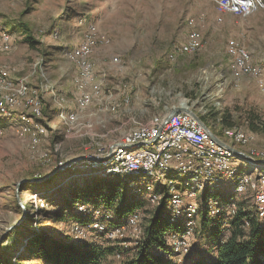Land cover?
<instances>
[{
  "label": "rangeland",
  "instance_id": "obj_1",
  "mask_svg": "<svg viewBox=\"0 0 264 264\" xmlns=\"http://www.w3.org/2000/svg\"><path fill=\"white\" fill-rule=\"evenodd\" d=\"M218 6L232 13L227 12L220 16ZM250 13L252 14L249 15ZM91 22L96 25L101 36L109 39L105 45L111 43L115 55L120 57H111L113 64L112 67L110 64L107 73L97 72L98 83H94L95 87L89 85L88 88L99 87L102 92L95 95L89 105L103 94L109 95L110 92L117 91L108 88L110 83L130 80L124 74L127 70L124 68L127 66L124 62L126 55L131 51L140 52L145 56L141 66L144 67L148 80L149 101H159V98L165 100L168 97L175 98L177 102L186 99L189 105L195 103V109L201 113L204 110L219 111L216 116L220 117L222 122L223 113H228L235 123L226 125L229 127L227 135L240 131L247 140L239 144V149L250 155H253L251 151L257 152L262 157H253L264 159V75H243L239 79L235 78L232 75V61L226 50L228 39L236 38L248 48L254 61L264 66V0H0V32L11 36L9 49H4L0 44V68L7 70L12 77L24 78L31 86L40 88V94L50 93L54 107V112L50 111L46 121H43L45 129L39 134V142L35 147L30 132L19 119L23 107L13 110L10 114L0 115V237L8 226L23 215V209L17 201V182L20 179L31 177L32 174H36V177L42 176L58 167L59 161L65 163L78 154L103 155L108 151L109 145L104 140L108 133H93L89 131L92 123L82 120V114L89 105L85 108H79L77 105L76 109L67 110L65 97L64 102L58 104L53 93L62 95L57 88L59 84L65 85L73 80V67L66 54L83 40ZM192 29H198L204 34L202 46L194 53H183L178 47ZM131 70L136 72L135 67ZM128 87H123L120 93V99L122 93H129V101L123 102L126 105L130 104L132 92H135L133 89L131 92ZM112 105H116V108L112 109ZM120 105L119 100H113L107 108L116 112ZM60 110H64L70 120L76 123L71 132L64 131V138L78 132V128L88 129L86 132L80 131V134L89 137L83 146L67 144L59 137L50 136L45 139L54 114L60 120ZM159 115L146 121L133 120V126L114 142L124 141L139 123L156 120ZM250 115L254 117L255 129L250 128ZM40 117L33 120H40ZM46 122L49 123L48 126ZM60 122L62 123L61 120ZM62 125L65 128L63 123ZM49 130L51 131V128ZM82 149L84 152H81ZM102 162L104 161H80L52 177L51 182L47 180L21 184L19 195L27 209L24 221L29 225L22 234L15 235V242L7 240L14 228L0 242L3 246L11 245L3 252V257L14 261L16 255L26 253V240L34 229L56 225L54 219L45 218L41 209L56 211L59 208L55 207L58 202L70 199L75 189L82 190L94 180L92 178L112 176L103 173ZM249 162L251 161L240 157H233L232 160L234 165H238L240 173H250L251 180L246 191L239 195V204L244 211L255 214L256 189L262 180L259 175L264 174V164H257L262 165L258 167ZM120 178L124 179L130 192L144 201L138 208L143 215L139 225L142 231L128 229L116 239L108 238L103 233L92 232L89 226L96 218L102 219L103 215L107 214L113 219V213L103 204L78 203L86 205V210L81 213L92 216L90 223L79 225L71 219L64 220L51 232L59 236L60 231L68 230L74 235L77 234L76 225L84 227L85 234L82 237L87 242L122 247L120 257L114 252L104 260L105 264H122L123 259L133 254L154 206L144 198L146 177L132 180L134 184L137 182L136 185H131L132 181L125 176ZM223 181L224 185L220 188L213 186L215 196H225L226 192L233 190L235 178ZM165 208L168 211V203ZM98 209L99 212L95 211ZM257 216L261 217L259 213ZM221 218L201 214L197 230L190 240V248L188 251L174 250L173 261L185 264L187 253H193L191 257H214L213 246L216 240H222L231 233L228 220L217 224ZM42 221L44 223H41ZM106 223L109 228L115 225L112 222L109 225L108 221ZM181 228L183 224L176 235L181 233ZM63 237L61 235L60 239ZM168 243L175 249L172 242ZM32 260L38 261L39 258L33 257Z\"/></svg>",
  "mask_w": 264,
  "mask_h": 264
},
{
  "label": "bare ground",
  "instance_id": "obj_2",
  "mask_svg": "<svg viewBox=\"0 0 264 264\" xmlns=\"http://www.w3.org/2000/svg\"><path fill=\"white\" fill-rule=\"evenodd\" d=\"M0 38L2 42L0 44H2L3 48L9 49L11 36L4 32H0ZM108 42L109 39L101 36L96 25L91 22L88 25L83 40L68 51L67 57L70 61L74 62L78 68V72L74 75L73 80L77 88L81 90L80 96L78 97L79 108H85L93 100V97L101 92L99 87H96L92 91L91 89H87L86 86L92 85V83L97 80V77L99 78V74L96 72L92 62V55L95 49L99 45ZM202 43V32L198 29H192L189 31L185 40L180 43L178 49L183 53H194L201 48ZM226 46L227 53L230 55L232 61V75L235 78L239 79L243 75L253 77L264 75V66L254 61L251 52L243 43L236 38H230ZM115 59H117V57H115ZM8 78H12L13 80H9ZM54 96L56 103L61 104L64 102L63 95L54 94ZM21 99L22 102H18V108L23 107L24 110L20 113L19 119L30 132L32 144L33 147H35L39 142V134L45 129L43 121L41 120V117H43V102L40 91L37 87L31 86L26 79H16L14 76L12 77L7 70L0 68V104L20 101ZM121 99L124 103H127L130 99L129 93H122ZM26 102H28V110ZM181 102H184V104L196 111L195 108H197V105L195 103L189 105L188 100H182ZM174 106L175 105L170 107L166 105L165 111L159 115L160 117L158 119L146 123H139L134 130H137L139 127H141V132L157 129L161 125L163 117ZM111 108L115 109L116 105H112ZM13 110L15 109H0V115L10 114ZM180 112L191 115L185 111ZM202 112L205 114L208 111L204 110ZM35 117H40V120H33ZM59 118L65 125V131L67 133L75 129V121L70 120V117H68L64 110H60ZM196 123L201 125L197 120ZM213 125L220 132V135L216 133L220 138L226 139L227 143L237 148H239V144L247 140L240 131H233L232 134L228 136L227 130L229 127L222 122L220 117L215 116ZM177 130L178 121H170V123H167V126L162 127L156 139H154V137L157 135L158 129L157 132L153 134V139L141 138L133 141H117L113 143L114 148L112 154L108 158L84 161H104L101 166L105 175L108 174L115 177L125 176L130 181L138 177H146V182H144L146 190L144 192L145 200L152 204L154 208L161 205L165 207L166 203H168V211H166L170 221L176 222L180 226L183 224L180 234L176 235L177 232L173 234H170L171 232L166 233L167 242L173 243L175 247V249L173 248L174 250H187L190 248V240L197 230L200 215L206 213L209 217L224 216L226 220H229V218L236 214L240 200L239 195L246 191L251 179L250 173H240L238 171V165L232 163L233 157L245 158L236 154L232 148L224 146L216 140H211L209 142L205 140H195V148L198 149V152L203 153V157L224 160L222 163L212 164V175L210 176H204V174L201 173V170L210 169V161H200L198 166L187 167H183L182 163H164L162 165H157L150 162H134L133 165H121V163H125L126 157L130 155H138L141 153L168 154L171 148V140L161 141L165 136H168V133ZM192 134L202 135V128L192 127ZM208 136L213 138L209 134ZM128 137H130V134ZM120 142L133 147L120 145ZM155 142L161 143L158 144ZM184 142H192V135H184ZM138 144L139 146H136ZM251 152L253 155L261 157L257 152ZM249 163H254L256 165L264 164V162L258 163L254 161ZM257 166L261 167L262 165ZM259 176L262 180L259 181L260 184H258L256 189V210L259 215L264 217V174H260ZM234 178L235 184L231 192H226L225 196H215L213 194L214 187L220 188L224 185L223 179ZM134 183L135 182L132 181L131 185ZM77 209L79 212L85 211L86 205H78ZM95 211L99 212L100 210L98 209ZM142 216V211L137 208L133 210L123 222L109 228L106 222L108 221L110 223L112 217L104 214L102 219L96 218L94 223L89 226V229L95 233H103L108 238L116 239V237L123 235L128 229H134L138 232L142 231V227L139 228ZM244 225L247 227L248 220H245ZM75 231L77 232V237H82L85 234V228L79 227V225L75 226ZM226 238L221 241H224ZM116 255L119 257L121 256L120 253Z\"/></svg>",
  "mask_w": 264,
  "mask_h": 264
},
{
  "label": "trees",
  "instance_id": "obj_3",
  "mask_svg": "<svg viewBox=\"0 0 264 264\" xmlns=\"http://www.w3.org/2000/svg\"><path fill=\"white\" fill-rule=\"evenodd\" d=\"M43 102L42 121H46V117L50 111L54 112L45 95H41ZM202 117L207 125L220 135V132L213 125L215 116L219 113L208 111L203 114L195 109ZM223 123L232 125V121L228 113H223ZM250 128L255 129L256 125L254 117L250 115ZM101 162V161H100ZM43 174V173H42ZM31 177H36L32 174ZM82 190L73 191L70 199L61 200L56 204L54 210L41 209L47 220L54 219V224H58L64 220H73L79 225H87L91 221V215H84L78 211V203L103 204L110 209L114 218L110 223L118 225L136 208L141 207L144 201L138 196L130 192L123 178L106 176L94 177ZM53 179L48 180L51 182ZM29 184L26 182L24 185ZM23 185V186H24ZM65 201V203H63ZM153 208L152 214L147 217L144 233L133 254L127 259L122 260V264H178L173 261L172 254L174 249L169 245L166 239V233H176L179 231L180 225L170 221L166 208L161 205L159 210ZM206 214V213H203ZM202 214V215H203ZM258 213L250 214L238 206V210L234 216L227 221L231 228V233L224 241L216 240L213 252L215 256L208 258L191 257L193 253H187L185 264H264V217L257 216ZM48 216V217H47ZM208 216V215H207ZM221 217V216H220ZM222 216L221 221L217 224L226 222V218ZM206 220V219H205ZM245 220L248 225L245 227ZM221 222V223H220ZM41 223H44L43 221ZM109 223V225H110ZM28 222L24 221L21 225L15 227L7 237V240L15 242L16 234H22L24 229L28 227ZM56 225L41 226L39 230L34 229L27 237L25 250L26 253L15 256V260L3 257V252L9 247L0 245V264H105V258L116 252L122 254V247L119 245L101 246L97 243H89L83 237H77L68 230L60 231L64 236L51 232ZM170 230V231H169ZM169 231V232H167ZM35 257L38 261L32 260ZM182 261V260H181Z\"/></svg>",
  "mask_w": 264,
  "mask_h": 264
},
{
  "label": "crops",
  "instance_id": "obj_4",
  "mask_svg": "<svg viewBox=\"0 0 264 264\" xmlns=\"http://www.w3.org/2000/svg\"><path fill=\"white\" fill-rule=\"evenodd\" d=\"M218 8H219L218 14H221L220 16H222L224 13H227V12L232 13L230 11L222 9L220 6H218ZM255 12H252V13H255ZM252 13H250L249 15H251ZM220 16H218V18ZM203 40H204V34H203ZM105 44L107 43H103L102 45L104 46L102 45L98 46L95 49L93 56H92V62L95 66V69L97 68L96 72L106 71L107 73V69L112 67V64H113V62L111 61V57L113 55L114 57L119 56V55H115V52L113 51L114 49H112L111 43L108 45H105ZM126 58L127 59L124 62L127 64V66H124V68L127 70L124 72V74H126V76L129 77L130 80L129 81L121 80V81H118L117 84L110 83L108 85V88L114 89L115 91L116 90L117 91L112 92V93L110 92L109 95L103 94L101 98L94 99L93 103H91L82 114L83 121H89L92 123V127L89 129V131H92L93 133L95 131L97 133H100L101 135H104L103 133H108V135L105 138L104 137L103 138L109 146L113 144L115 140L119 139V137H121L125 133L126 130L130 129V127L133 126L134 124L133 120H138V121L149 120L155 117L156 115L163 113L165 111L166 105L171 107L173 105H177L180 103L174 100L175 98L173 97H168L165 100H163L162 98H159V101H156V100L149 101L150 97H148V93H149L148 92V80L146 77L145 69L144 67L141 66L142 65L141 63L143 62L142 60L145 58V56L142 53L140 54V52L131 51L129 54L126 55ZM67 60L70 62V64L73 67V72H74L73 77H74V75L78 72L77 65L72 63L68 57H67ZM132 67L133 68L135 67L136 72L132 71L133 69L131 70ZM61 74L63 75L64 73H61ZM98 81H99V78L97 77V80L93 82L92 85H94V83H98ZM111 82L113 81L111 80ZM75 86L76 85L75 83H73V80H72L71 82H67V84L65 85L59 84V86L57 87L59 89L58 91L62 92V95L65 97V108L67 110H74L77 108V105H78L77 97L80 96L81 90L78 89L77 86L76 87ZM88 86L89 85H87L86 88L90 89L88 88ZM128 86L131 88V92H132V89L135 90V92H132V99H131L130 104L126 105L123 103L122 99H120V93L123 87H128ZM93 88L91 89L92 91L95 89ZM53 93L56 94L55 92ZM45 97L50 103L51 108L54 109L50 93H45ZM113 100H119L121 103L118 111L116 112L110 111L107 108V106ZM183 100H186V99H183ZM49 123L51 125L49 127L51 128V131L48 128V133L46 134L45 139L50 138V136L51 138L59 137L60 139H63L64 141H66L67 144L83 146L84 142L86 141L88 137L87 135L80 134L81 132H84V131L86 132L88 130L87 128L82 127V128H78L77 129L78 132L71 134L70 137L64 138L65 128L60 122V120L58 119V117L56 116V114H54V118ZM49 123L46 122V125L48 126ZM81 152H84V150L82 149Z\"/></svg>",
  "mask_w": 264,
  "mask_h": 264
},
{
  "label": "built area",
  "instance_id": "obj_5",
  "mask_svg": "<svg viewBox=\"0 0 264 264\" xmlns=\"http://www.w3.org/2000/svg\"><path fill=\"white\" fill-rule=\"evenodd\" d=\"M8 79L13 80L12 78ZM18 102H22V99L20 101H12L6 104H0V109H18ZM26 104L28 110V102H26ZM170 121H178V130L171 131V133H168V136H165L161 141L163 142L164 140H171V148L168 154L141 153L138 155H130L126 157L125 163H121V165H133L134 162H150L157 165H162L164 163H182L183 167H187L198 166L200 161H210V169L201 170V173H203L204 176L212 175V164L222 163L224 160L203 157V153L198 152V149L195 148V140H205L206 142H209L215 139L210 138L203 126L196 123L195 118L191 115L183 114L180 111L176 112L164 123L163 126H167V123H170ZM192 127L202 128V135H193ZM157 129H153L148 132H141V127H139L137 130H132L130 132V137H128V139H124L123 142L138 140L141 138L153 139V134L157 132ZM184 135H192V142H184ZM161 142L155 143L160 144Z\"/></svg>",
  "mask_w": 264,
  "mask_h": 264
},
{
  "label": "water",
  "instance_id": "obj_6",
  "mask_svg": "<svg viewBox=\"0 0 264 264\" xmlns=\"http://www.w3.org/2000/svg\"><path fill=\"white\" fill-rule=\"evenodd\" d=\"M179 111H185V112H188L189 114H191L202 126L203 128L206 130V132L211 136L213 137L217 142H219L220 144H223L229 148H232L236 154L242 156L243 158L247 159V160H250V161H254V162H264V159H258V158H255L253 157L252 155L248 154L247 152L227 143L226 141H224L222 138H220L215 132L213 129H211L207 123L202 119V117L196 112L194 111L191 107L187 106L186 104H184V102H181L180 104L178 105H175L174 107H172L168 113L163 117V120H162V123L161 125L159 126L158 128V133L157 135L154 137V139H156V137L158 136V134L161 132L162 130V127L164 125V123L172 116L174 115L176 112H179ZM120 145H124L126 147H133L131 145H128V144H125L123 142H120ZM136 146H139L136 145ZM113 148H114V144H112L109 148V151L107 154L105 155H102V156H98V155H88L86 153H82V154H78L76 156H73L71 158H69L65 163L63 161H59L58 164L59 166L56 167L55 169L49 171L48 173H45L44 175L42 176H39V177H25V178H22L20 179L18 182H17V201L19 203V205L22 207L23 209V215L22 217L17 220L14 224L8 226L6 228V230L4 231V233L1 235L0 237V242L5 239L7 237V234L13 229L15 228L16 226L20 225L24 219L26 218L27 216V209H26V205L24 204L22 198L20 197L19 195V186L25 182H28V183H41V182H44V181H47V180H50L52 177L66 171L69 167H72L74 166L76 163L80 162V161H84V160H102V159H106L108 158L111 154H112V151H113ZM64 163V164H62ZM57 164V165H58ZM62 164V165H61ZM161 208V206L157 207L156 210H159Z\"/></svg>",
  "mask_w": 264,
  "mask_h": 264
}]
</instances>
